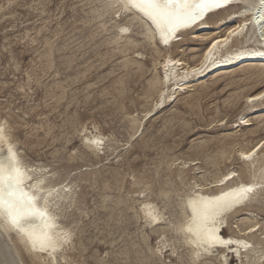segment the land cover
<instances>
[{
  "label": "rangeland",
  "instance_id": "374dc122",
  "mask_svg": "<svg viewBox=\"0 0 264 264\" xmlns=\"http://www.w3.org/2000/svg\"><path fill=\"white\" fill-rule=\"evenodd\" d=\"M91 3L94 5H91ZM103 5H104V0H97V1L95 0H0V103H1L0 116L6 119L7 121L10 122L14 121L13 124L15 125L12 124L14 127L9 122L12 128L11 132L14 135L15 140H17L18 143H20L18 144V147L19 148L22 147L21 152L22 155H24L26 161L28 162L35 161L36 165L49 166L51 169L55 168L58 171V176H62L70 170H75L74 172H84V173L94 172L96 174V176L93 177V179L91 180L92 182L89 181L87 183H81L78 189L79 191L78 200H79L80 210H78L76 214L78 218L83 217V221L79 224L78 228L76 229L77 234L75 232V237L77 236V239L79 241L74 238L75 240L74 250L70 252V254L74 257V260L79 264L80 263L85 264V262L86 264H94L97 261H98L97 264H138V263L140 264V262L145 259V253L149 248L148 246L150 245L153 248L156 247L158 235L153 233L150 229L144 228L143 225L144 221L139 220L137 215H135L136 214L135 212L137 210L136 208H138L139 205V202L137 204L136 199L141 198L143 200V198L147 196L149 199L156 200V202L163 207L165 206V204L167 205V200L162 198L160 199L162 188H165L167 190L170 189L169 191L174 190L177 193H182L186 188L184 187V185L180 183L181 178L177 177V171L181 168L180 166L181 162L196 161L199 163L197 167L201 168L200 170H196V172L194 170H190L188 173L182 176L183 178H186V180H188L187 182L189 183H193L194 180L201 181L203 178H205L204 176H206L205 179L207 181H212V179L217 178L218 176L224 174L228 170H236L240 174V176L244 178L242 172L243 164L240 163L235 158V151L238 150L240 146L245 145L248 142H251V144L254 145L259 140V138L264 137V131H263L264 129H262L263 126L258 127V122L256 121V119L261 114L258 113L257 115L254 112L250 114L249 118L252 119L251 123L254 124L256 127L252 126L254 127L252 129L251 127H249L248 129L243 128L242 131H239L240 129H236V126L233 127L236 122H239V118L241 116L248 115L247 107L243 105L242 101L241 103H239L240 101H236L235 98L237 93L240 92L244 93V90L245 93H247L246 91L250 90L249 88L251 87V84H248L249 85L248 86L244 82H237L239 80L238 78H240L239 76L241 75V73H236L233 76L232 75L226 76L225 74H221L222 79L221 77L219 79H216V75H214L215 77L213 76L215 79L212 76H210L205 80L204 84H200L196 86V88L193 89V91L180 96L175 103H171L172 105L168 104V106L165 109L163 110L160 109L158 112H155L152 118L146 119L145 112H148L150 108L152 109L153 104L158 99V95H156L157 92H155L156 89L151 88L149 86V82L152 79H155L156 76L158 77V75L161 74L159 70H158L159 72L155 71L153 66V59L156 58L157 56L154 51L155 49L151 46H148L147 49L141 50V52L144 53L143 57H139V61L144 65L141 70H137V69L135 70L134 68L133 70L130 67L123 69V62L127 57H125V55L119 52V50L116 49L117 48L116 45L112 43V37H113L112 35L115 34L114 32H116V30L112 28L113 25L111 23L107 24L108 26H106V28L102 27V24L105 23V20L108 19V17H105L103 15V12L101 11ZM98 7H102V8H98ZM94 13L95 14L97 13V15H95ZM91 14L92 15L94 14L95 16L92 17ZM95 18L98 20H96ZM83 20L84 21L86 20V22H84ZM89 28L92 30H90ZM102 30H104V32H102ZM110 34L112 37L109 36ZM45 36L46 38H44ZM50 42L51 44H53L52 45L53 47L51 46ZM184 42H180V44H178L179 48H176L174 50V55L183 57L184 59H187V61L192 63V61L194 62V59L192 57L194 56L197 57L200 55L199 52H201V49L205 43L203 42L198 43L190 39ZM48 45L49 47H47ZM183 47H185V49ZM187 47H188V52L186 50ZM189 48H191L192 50ZM5 49L7 50L5 51ZM114 49L115 51H113ZM111 54L113 55L115 54L114 55L115 58H112L114 56ZM132 57H136V55L134 56L132 52L128 53V58H132ZM105 60L107 61L110 60V61L107 62ZM104 62L105 63L107 62L106 65L104 64ZM118 63L119 65H117ZM75 65L76 67H74ZM147 69L149 72L147 71ZM124 71L125 74H122L124 73ZM156 73H158V75ZM123 76L125 79L123 78ZM136 78L139 80H137ZM234 79L237 81L235 82ZM123 80L124 82H121ZM54 81H58V82H54ZM117 81L119 83L121 82L120 83L121 85ZM55 84L57 87L56 86L54 87ZM117 84L120 85L121 90H123V87H125L124 91H121L120 87ZM232 84L234 85L232 86ZM227 86L229 87V89ZM259 87L260 85L258 84L254 89L255 90L259 89ZM63 89H65L66 91H64ZM233 95L235 96L234 98ZM146 96H149V98ZM52 98H55V100ZM232 102L233 103L235 102L234 105L238 103L237 105H235L238 107L236 108ZM1 106L4 107L2 108ZM229 106L231 107L229 108ZM232 106H234L235 108ZM31 109H33V111ZM1 110L5 114L2 113ZM158 113L161 115H159ZM132 115L134 117H137L138 119L140 118L139 120L143 121L139 133L133 139L130 137L134 133L133 125L131 124L130 121L133 117ZM254 115L256 116L254 117ZM8 117H10L11 119ZM19 117L20 119H18ZM220 120L221 121L224 120V123L223 122L221 123ZM16 123H18L17 126ZM82 123L89 125L88 129L90 131L94 130V132L97 133L101 132L104 136H106L107 140L108 141L110 140V142L108 143L112 147L111 149L115 147L118 148L116 153L113 156L109 157V159L103 155H101L100 158L93 159L94 156H92V154H90V152H88L84 148L83 143L80 141L79 135L75 133L77 132V129L80 128V125ZM185 123L187 124L184 125ZM26 124H27V128H26ZM42 127H44V130L42 129ZM95 127L97 128V131L96 129H94ZM34 128L35 131L33 130ZM112 129L115 133L112 131ZM46 130L49 132H46ZM80 130L81 132H83L84 129L80 128ZM229 132L232 135L234 133H235L234 135L238 134L237 137L238 139L236 138L237 140L236 143H233L234 142L233 140H227L225 138L227 134H230ZM27 133L29 134L28 136H30V134L32 133L31 134L32 136L28 137ZM44 133L46 134L44 135ZM47 133H49L50 135ZM140 133H142V135ZM220 133L223 134L221 135ZM242 135H245L243 137L244 139L242 138ZM24 136H26L27 139ZM63 136H65L64 139ZM137 136H139L140 139L139 137L137 138ZM31 137L33 140L31 139ZM59 140L60 142L62 141L61 144ZM30 141L34 144V148L33 146H30L32 144ZM134 141H136V143H134ZM35 143H37L38 145ZM131 144L133 145L134 148L132 147ZM140 144H142V146ZM251 144L249 146H251ZM55 145H57V147ZM29 146L31 149L29 148ZM36 146L39 147L37 148ZM197 146H198L197 149H199L200 147L199 150L194 149ZM26 149L31 152L29 151L27 152ZM64 149H66V151ZM61 150H63V152H61L60 154ZM76 153H78L80 157L81 156L82 157L79 158L78 154ZM110 153H112V150L109 152V154ZM222 153L224 155L228 154V156L223 155L224 158H222L221 155ZM53 154H54V158L53 156H50ZM72 155L74 156L76 155L75 156L76 159L74 160L75 162L71 160ZM67 156L69 157V159L67 158ZM205 156L209 158L208 160L210 161L207 162L208 160H205L206 163L204 164L203 161L204 158L207 159ZM228 157H230L231 159L228 160L227 159ZM172 158L173 160H170ZM177 158L178 160L176 161ZM66 159L69 163L66 161ZM82 159H85V162H83L84 160ZM129 159L131 162H129ZM166 159L167 162H165ZM175 161L176 164L171 166V164L173 162L175 163ZM125 164L127 165L125 166ZM100 166L102 167L104 166L105 169L102 170ZM217 166L219 167L217 168L218 170L216 169ZM111 169L113 173L111 172ZM215 170H217V172ZM123 174H125L126 176H124ZM102 175L105 176V178ZM165 176H168L169 179L168 177ZM159 178H160V183L158 180ZM162 178L164 179L162 180ZM198 178L200 180H198ZM112 179H114L116 182L111 181ZM95 180L97 184H94ZM103 180L105 181V185L103 184L104 183ZM143 180L149 181L153 186V190L149 195L138 196L136 195V193L143 191L144 185L137 184L136 182ZM168 180H170L171 182H169ZM163 181H165L164 184ZM166 182L168 185H166ZM116 188L118 189L116 190ZM174 197L176 199H179L177 198L178 196L176 195H174ZM106 198L109 200H107ZM116 198L119 199L117 200ZM173 198H171L172 204L171 202H169V204L167 205L168 207H166V211L169 212L168 217L169 218L171 217L170 219L175 220L176 217L177 218L180 217L179 215L180 211H179V207H177L178 200L174 198L175 199L174 201ZM119 201L120 203H117ZM109 204L111 205L110 207ZM127 205L128 207L126 208ZM256 205L257 204H254L253 206ZM116 207L118 208L116 209ZM176 207L178 208V210ZM132 208H134V210ZM118 210L120 211L118 212ZM172 211L174 212L178 211V213L174 214V212ZM122 212L123 213L125 212L126 214L124 213L125 215H123ZM115 213L116 214L118 213L117 217H114L116 216ZM256 213L257 216L259 217L257 218V220L260 222L261 218L264 217V212L258 211ZM87 214H88V218H87ZM125 216L126 219L128 216L127 220L125 219ZM135 217L137 220H139L138 222L136 221ZM241 218L242 216L239 217L238 219ZM112 219L115 221L118 219V221L114 222ZM238 219H234V221L233 219H229V221H232L233 223L231 224V227L225 229L226 230L225 232H227L229 235L232 234L238 235L239 229H241V225L238 222ZM86 221L88 226L85 224ZM136 222L139 224H137ZM83 223L87 226V228ZM80 227L81 230H79ZM242 229H243V225H242ZM78 230L81 232H79ZM108 231L110 233H108ZM138 232L141 233L139 234ZM81 237H84L86 240ZM104 237L107 239H105ZM144 238L146 240L148 238L146 243L144 242L145 240L144 241L142 240ZM81 239L84 241L85 246L87 248L86 247L84 248V243L82 242ZM88 240H90V242ZM139 240L142 241L140 242ZM77 241L79 242V244ZM80 242L81 244L83 243L82 244L83 247L81 246ZM133 242L134 244H132ZM89 243L90 246H88ZM137 243L139 244L141 243V244L139 245ZM136 245L142 247L140 249L144 251L139 250L137 248L138 246ZM20 249L24 261L27 262V264H32L28 255L24 253V250L22 248ZM93 250L95 253L93 252ZM119 252L121 253L120 256H118ZM127 252L128 254H126ZM180 252L182 251L180 250ZM140 254L142 255L140 256ZM95 255H97L98 257ZM126 256L128 258H126ZM87 257L90 259H88ZM94 257H97L98 260ZM129 258L130 260H128ZM137 258H139L140 260ZM121 259L123 260L125 259V260L123 261ZM171 259L176 261L175 258L173 257Z\"/></svg>",
  "mask_w": 264,
  "mask_h": 264
},
{
  "label": "snow or ice",
  "instance_id": "6c2138e0",
  "mask_svg": "<svg viewBox=\"0 0 264 264\" xmlns=\"http://www.w3.org/2000/svg\"><path fill=\"white\" fill-rule=\"evenodd\" d=\"M238 0H104L101 11L105 17V25L111 23L120 25L124 21L136 18L141 21L147 31H141L149 41H155L159 36L158 43L165 45L171 50L174 41L183 40L185 36H198L206 41L200 55L204 58L202 68L211 64L227 62L231 59H240L246 56L259 55L264 57V46L258 49L245 47L243 41L249 35L248 25H259L260 39L264 40V0H259V4L250 3L248 8H257L251 18H245L243 23H234L231 27L221 29L219 22L225 14L232 15L233 5ZM237 15L240 9L236 8ZM122 13L130 14L122 17ZM141 14L137 16L136 14ZM204 28L203 32L197 29ZM191 29V31H186ZM129 26L119 27L120 34L130 33ZM219 32V35L216 33ZM116 40H123L126 44L133 42L132 36H117ZM239 40V47L237 42ZM219 46V47H218ZM7 49H5L6 51ZM164 51V49H159ZM217 52L220 53L217 58ZM183 61L179 58H170L165 64V75L163 82L157 89L159 100L157 107H160L169 99L167 93L173 92L172 99H175V89H170L168 82L170 76L167 74L168 65H179ZM196 67L192 72L201 71ZM252 74L257 76L260 87L257 91L247 95V104L251 108L264 107V65L258 70H253ZM180 87V85H177ZM223 122V121H221ZM243 124L250 123L245 116L239 118ZM89 125L81 124V132L77 129V134L83 144L97 146L103 144L102 138L89 137L87 128ZM5 140V127L0 123V143ZM101 150L100 148L96 149ZM264 150V137L259 138L247 151L240 152L239 155L244 161H251L257 152ZM198 163V162H196ZM36 162H28L18 149H14L9 144L7 153L4 154L0 148V235L3 233H16L25 249L32 256V264H60V256L67 251L72 244L73 233L61 227L57 221L61 220L64 208L61 205L63 197L61 191H68V181L61 179L52 183V177L56 175L49 166H43L41 172L47 174V179L35 175ZM187 167V165H184ZM264 173V169H262ZM239 173L230 171L218 179V183L223 185L226 181L237 177ZM208 186H211L210 184ZM198 187V186H197ZM256 188L264 189V174L254 183L241 182L236 187L229 186V190H221L219 195L202 196L196 198L195 189L190 194V199L185 205V216L179 222L165 216L154 205H146L149 210L145 212V227H151L153 231H158L157 226L164 231L171 227L178 234H182L183 243L189 246L190 258L185 262L182 258L179 264H244L246 254L242 255L241 249L253 248V245L243 239H235L221 229L231 227L228 213L238 205L248 201L249 194ZM153 190L150 182H145L143 191L136 195H149ZM55 193V195H53ZM162 199H168L174 195L180 197V202L184 203L183 193L161 192ZM187 207H191V215H187ZM251 219V217H249ZM37 220L41 225H37ZM259 228L264 231V217L255 224L249 226L248 232H255ZM163 236L158 237L156 247H149L145 253V259L140 264H178L172 257L178 255L174 244L167 242L161 246L160 241ZM229 253L235 255L233 260ZM264 257V250L260 253ZM204 257L213 259L205 260ZM0 264H21L13 257L10 251H6L5 259L0 260ZM27 264V262H25ZM66 264H73L66 261Z\"/></svg>",
  "mask_w": 264,
  "mask_h": 264
},
{
  "label": "bare ground",
  "instance_id": "6f19581e",
  "mask_svg": "<svg viewBox=\"0 0 264 264\" xmlns=\"http://www.w3.org/2000/svg\"><path fill=\"white\" fill-rule=\"evenodd\" d=\"M95 1H97V0H95ZM92 3H94V2H92ZM91 3V5H94V4H92ZM97 3V2H96ZM250 3H255V4H259V0H238V3H237V5H235V6H233V9H234V11H233V13H232V15H228V14H226L225 15V17L224 18H222L221 20H220V22H219V27L221 28V29H223V28H225V27H231L234 23H243L244 22V20H245V18H251V16L253 15V13L254 12H257L259 9H257V8H248L247 9V11H245V9H246V6L248 5V4H250ZM84 4V3H83ZM89 6V5H88ZM97 6V5H96ZM99 6V5H98ZM103 7V6H102ZM102 7H98V8H102ZM94 8H95V6H94ZM97 8V7H96ZM236 8H239L240 9V13H239V15H237L236 14V12H235V9ZM82 9V8H81ZM91 11V10H90ZM87 13V12H86ZM101 13V12H100ZM95 14V13H94ZM92 15V17L93 16H95V15H97V13L95 14V15ZM125 15H130V14H124V13H122V17L123 16H125ZM137 16H140L141 14H139V13H137L136 14ZM102 17V16H101ZM97 18H98V16H97ZM96 19V18H95ZM102 19V18H101ZM96 20H98V19H96ZM96 20H95V22H96ZM100 20V19H99ZM84 21V20H83ZM102 21V20H101ZM84 22H86V20L84 21ZM89 22H90V20H89ZM88 22V23H89ZM92 22V21H91ZM103 22V21H102ZM67 23V22H66ZM100 23V22H99ZM262 23H264V22H262ZM102 24V23H101ZM100 24V25H101ZM113 26H112V28L113 29H115L116 30V32H114L115 34L114 35H112L111 36V34L109 35V36H111L112 37V43L113 44H115L116 45V49H118L119 50V52H121L123 55H125V57H127V58H125V60H124V62H123V69L124 68H128V67H130V68H134L135 70L137 69V70H141L142 68H143V64L139 61V57H143V55H144V53L143 52H141V50L142 49H147V47L148 46H151V47H153L155 50V53H156V58H154L153 59V66H154V70L155 71H157V72H159L160 71V75H158V73H156L157 75H158V77L156 76L155 77V79H152L150 82H149V86L151 87V88H155L156 89V91L155 92H157V94L156 95H158V99H157V101L159 100V93H158V91H157V89L159 88V86H160V84L163 82V77H164V75H165V68H164V64L170 59V58H179V59H181L182 61H183V63H181V64H179V65H171V64H169L168 65V68H167V74L170 76V80H169V82H168V86H169V88L170 89H175V99H172V96H173V92L172 91H169L168 93H167V95H168V97H169V99L167 100V102L166 103H164L163 105H161L160 107H157V101L153 104V106H152V109L150 108V110L148 111V112H145L146 113V115H145V113H144V115H145V117H146V119L147 118H152L153 116H154V114H155V112H158L160 109H165L167 106H168V104H171V103H175L177 100H178V98L180 97V96H182V95H184V94H187L188 92H191V91H193V89H195L196 88V86H198V85H200V84H204V82H205V80L207 79V78H209L210 76H214V75H216V79H219L220 77H221V74H225L226 76L228 75H234V74H236V73H241V75L239 76L240 78H238L239 80L237 81V80H235V82L237 81V82H244V83H246V85H248V84H251V87L249 88L250 90H248V91H246L247 93H245V90H244V93L243 92H240V93H237L236 94V97L233 95V98L235 97L236 98V101H240L239 103H241V101L243 102V105H245L246 107H247V109H248V115H246L245 117H247L248 119H249V121H250V123H248V124H243V123H240V122H236L235 123V125L233 126V127H235L236 126V129H240L239 131H242V129L243 128H249V127H251V129L252 128H254V127H252V126H255L254 124H252L251 122H252V119H250L249 117H250V114L252 113V112H254L255 114H257L258 115V113L259 114H261V115H259V117L256 119V121L258 122V127H262L263 126V128L262 129H264V107H256V108H251L248 104H247V99H246V97H247V95H250L251 93H253V92H255V91H257L258 89H254L258 84L260 85V82H259V79H258V77L257 76H254L253 74H252V72H253V70H258L262 65H264V57H261V56H259V55H253V56H246V57H243V58H240V59H231V60H228L227 62H224V63H219V64H211L209 67H206V68H202V65L204 64V58H203V56H201V55H199V56H197V57H192L193 59H194V62L192 61V63H190L189 61H187V59H184L183 57H180V56H175L174 55V50L176 49V48H179L178 47V44H180V42H184V41H187L188 39H190V40H193V41H196V42H203V43H206V41H204V40H201L198 36H192V37H189V36H185V38L183 39V40H180V41H174L173 42V46L171 47V50H168V48L165 46V45H163L162 43H158V41H159V36L157 35V37H156V40L155 41H149L148 39H146V37L145 36H143V35H141L140 33H141V31H147V29L145 28V26L143 25V24H141V21L139 20V19H136V18H131V19H128V20H126V21H124L122 24H120V25H116V24H112ZM67 26V25H66ZM87 26V25H86ZM96 26V25H95ZM99 26V25H98ZM106 26H108V25H105V23H103L102 24V27L103 28H106ZM122 26H129L130 28H131V32L130 33H126V34H120L119 33V27H122ZM88 27H89V25H88ZM97 27V26H96ZM101 27V26H100ZM99 28V27H98ZM112 28H111V30H112ZM90 29V28H89ZM90 30H92V29H90ZM100 30V29H99ZM205 29L202 27V28H200V29H197V32H203ZM107 31V30H106ZM109 31V30H108ZM186 31H191V29H189V30H186ZM245 31H247L248 33H249V35L248 36H246L245 38H244V41H243V43H244V45H245V47H247V48H252V49H258V48H260L261 46H264V40H261L260 39V28H259V25H254V24H250V25H248V28L245 30ZM61 32V31H60ZM71 32V31H70ZM102 32H104V30H102ZM111 32V31H110ZM57 33V32H56ZM112 33V32H111ZM54 34V33H53ZM70 34V33H69ZM94 34V33H93ZM99 34V33H98ZM103 34V33H102ZM109 34V33H108ZM97 35V34H96ZM120 35H123V36H132L133 37V42L131 43V44H126L123 40H116V37L117 36H120ZM216 35H219V32H217L216 33ZM60 36V35H59ZM68 36V35H67ZM101 36V35H100ZM104 36V35H103ZM61 37V36H60ZM63 37V36H62ZM79 37V36H78ZM98 37V36H97ZM44 38H46V36L44 37ZM53 39V38H52ZM56 39V38H55ZM70 39V38H69ZM43 40V39H42ZM47 40V39H46ZM62 40V39H61ZM94 40V39H93ZM51 41V40H50ZM79 41V40H78ZM111 42V41H110ZM45 43V42H44ZM62 43V42H61ZM75 43V42H74ZM73 43V44H74ZM104 43H106V42H104ZM104 43H102V44H104ZM185 43V42H184ZM47 44V43H46ZM49 44V43H48ZM50 44H51V42H50ZM83 44V43H82ZM109 44V43H108ZM107 44V45H108ZM40 45V44H39ZM53 44H51V46H52ZM106 45V44H105ZM70 46V45H69ZM80 46V45H79ZM189 46V45H188ZM240 45H239V40H238V42H237V47H239ZM47 47H49V45L47 46ZM53 47V46H52ZM51 47V48H52ZM109 47V46H108ZM107 47V48H108ZM219 47V46H218ZM79 48V47H78ZM98 48V47H97ZM113 48V47H112ZM114 48H115V46H114ZM184 49H185V47H183ZM53 49V48H52ZM70 49V48H69ZM110 49V48H109ZM140 49V50H139ZM159 49H164V51H160ZM183 49V50H184ZM189 49H191V48H189ZM78 50V49H77ZM117 50V51H118ZM187 52H188V47H187ZM185 50V51H186ZM192 50V49H191ZM47 51V50H46ZM48 51H49V49H48ZM52 51V50H51ZM113 51H115V49L113 50ZM151 51H152V49H151ZM194 51V50H193ZM53 52H54V50H53ZM100 52V51H99ZM130 52H132L133 54H134V56L136 55V57H132V58H128V53H130ZM182 52V51H181ZM184 52V51H183ZM190 52V51H189ZM48 53V52H47ZM98 53V52H97ZM114 53V52H113ZM154 53V54H155ZM200 53V52H199ZM52 54H54V53H52ZM117 54V53H116ZM120 54V53H119ZM45 55H46V53H45ZM111 55H113V54H111ZM111 55H110V57H111ZM115 55V54H114ZM113 55V56H114ZM219 55H220V53L219 52H217V58H219ZM41 56V55H40ZM54 56V55H53ZM59 56V55H58ZM99 56V55H98ZM121 56V55H120ZM119 56V57H120ZM182 56V55H181ZM187 56V55H186ZM45 57V56H44ZM71 58V57H70ZM112 58H115V56L114 57H112ZM153 58V57H152ZM104 59V58H103ZM119 59H121V58H119ZM122 59H123V57H122ZM40 60V59H39ZM46 60V59H45ZM102 60V59H101ZM105 61H107V60H105ZM110 61V60H109ZM109 61H107V62H109ZM122 61V60H121ZM56 62V61H55ZM106 62V63H107ZM44 63V62H43ZM68 63V62H67ZM72 63V62H71ZM71 63H70V65H71ZM74 63V62H73ZM77 63V62H76ZM102 63V62H101ZM106 63L104 62V64L106 65ZM69 65V66H70ZM91 65H92V63H91ZM94 65V64H93ZM117 65H119V63L117 64ZM42 66V65H41ZM101 66H102V64H101ZM100 66V67H101ZM74 67H76V65L74 66ZM193 67H196V68H198V69H202L201 71H199V72H196V73H193L192 72V68ZM36 68V67H35ZM88 68H89V66H88ZM118 68H120V67H118ZM129 68V69H130ZM41 69V68H40ZM53 69H55V68H53ZM58 69V68H57ZM87 69V68H86ZM122 69V68H121ZM133 69V70H134ZM74 70V69H73ZM91 70V69H90ZM133 70H131V71H133ZM159 70V71H158ZM81 71V70H80ZM80 71H79V73H80ZM89 71V70H88ZM147 71H148V69H147ZM41 72V71H40ZM49 72V71H48ZM127 72V71H126ZM130 72V71H129ZM138 72V71H137ZM143 72V71H142ZM149 72V71H148ZM151 72V71H150ZM112 73V72H111ZM140 73V72H139ZM145 73V72H144ZM35 74V73H34ZM122 74H125V71H124V73H122ZM130 74V73H129ZM129 74H128V76H129ZM137 74V73H136ZM135 74V75H136ZM65 75V74H64ZM78 75V74H77ZM81 75H82V73H81ZM224 75V76H225ZM134 76V75H133ZM140 76H141V74H140ZM77 77V76H76ZM81 77V76H80ZM126 77H127V74H126ZM215 77V76H214ZM213 77V78H214ZM231 77V76H230ZM229 77V78H230ZM82 78V77H81ZM121 78H122V76H121ZM123 78H124V76H123ZM224 78V77H223ZM117 79H118V77H117ZM116 79V80H117ZM125 79V78H124ZM128 79H129V77H128ZM137 79V78H136ZM215 79V78H214ZM221 79H222V77H221ZM232 79V78H231ZM28 80V79H27ZM65 80V79H64ZM137 80H139V79H137ZM211 80V79H210ZM40 81V80H39ZM39 81H38V83H39ZM74 81V80H73ZM37 82V81H36ZM35 82V83H36ZM48 82V81H47ZM54 82H58V81H54ZM53 82V83H54ZM63 82V81H62ZM118 82V81H117ZM121 82H124V80L123 81H121ZM120 82V83H121ZM220 82V81H219ZM229 82H230V80H229ZM234 82V81H233ZM234 82V83H235ZM30 83H31V81H30ZM119 83V82H118ZM119 83V84H120ZM214 83V82H213ZM226 83V82H225ZM228 83V82H227ZM231 83H232V81H231ZM230 83V84H231ZM243 83V84H244ZM41 84V83H40ZM40 84H38V85H40ZM52 84V83H51ZM50 84V85H51ZM238 84V83H237ZM49 85V86H50ZM118 85V84H117ZM116 85V86H117ZM121 85V84H120ZM120 85H118L119 87H120ZM123 85V84H122ZM177 85H180V87H177ZM234 84H232V86H233ZM53 86V85H52ZM51 86V87H52ZM56 86V84L54 85V87ZM124 86H125V84H124ZM143 86V85H142ZM239 86V85H238ZM238 86H236V87H238ZM249 86V85H248ZM57 87V86H56ZM67 87V86H66ZM94 87V86H93ZM110 87V86H109ZM204 87H205V85H204ZM226 87V86H225ZM224 87V88H225ZM228 87V86H227ZM247 87V86H246ZM26 88V87H25ZM47 88H49V87H47ZM115 88V87H114ZM118 88V87H117ZM124 88L125 87H123V90H121V87H120V90L121 91H124ZM129 88V87H128ZM238 88H240V87H238ZM51 89V88H50ZM62 89V88H61ZM142 89V88H141ZM226 89V88H225ZM228 89H229V87H228ZM242 89V88H241ZM244 89V88H243ZM59 90V89H58ZM64 91H66L65 89H63ZM105 90V89H104ZM116 90V89H115ZM232 90V89H231ZM239 90V89H238ZM64 91H63V93H64ZM120 91V92H121ZM233 91V90H232ZM235 92V91H234ZM239 92V91H238ZM48 93V92H47ZM193 93V92H192ZM197 93V92H196ZM49 94V93H48ZM120 94V93H119ZM122 94V93H121ZM150 94H152V93H150ZM50 95V94H49ZM105 95V94H104ZM116 95H117V93H116ZM125 95V94H124ZM123 95V96H124ZM126 95H127V93H126ZM125 95V96H126ZM143 95V94H142ZM153 95H155V94H153ZM189 95H190V93H189ZM53 96V95H52ZM60 96V95H59ZM77 96V95H76ZM122 96V97H123ZM8 97V96H7ZM117 97V96H116ZM121 97V96H120ZM120 97H119V99H120ZM143 97V96H142ZM144 97H145V95H144ZM146 97H148L149 98V96H146ZM12 98V97H11ZM114 98V97H113ZM150 98H151V95H150ZM183 98V97H182ZM52 99H54L55 100V98H52ZM57 99H59V98H57ZM115 99V98H114ZM122 99V98H121ZM230 99V98H229ZM228 99V100H229ZM62 100V99H61ZM151 100V99H150ZM182 100V99H181ZM227 100V101H228ZM235 100V99H234ZM233 100V101H234ZM153 101V100H152ZM155 101V100H154ZM198 101V100H197ZM60 102V101H59ZM231 102V101H230ZM226 103V102H225ZM233 103V102H232ZM235 103V102H234ZM234 103H233V105H234ZM1 104V103H0ZM7 104V103H6ZM57 104V103H56ZM116 104V103H115ZM229 104V103H228ZM238 104V103H237ZM237 104H235V105H237ZM172 105V104H171ZM234 105V106H235ZM119 106V105H118ZM123 106V105H122ZM228 106V105H227ZM234 106H232V107H234ZM2 107V106H1ZM4 107V106H3ZM2 107V108H3ZM37 107V106H36ZM120 107V106H119ZM231 106H229V108H230ZM236 108L238 107V106H235ZM234 107V108H235ZM30 108V107H29ZM40 108V107H39ZM200 108V107H199ZM34 109V108H33ZM33 109H31L32 111H33ZM52 109V108H51ZM77 109V108H76ZM9 110V109H8ZM7 111V110H6ZM5 111V112H6ZM30 111V110H29ZM37 111V110H36ZM176 111H178V110H176ZM219 111V110H218ZM1 112H2V110H1ZM8 112V111H7ZM113 112V111H112ZM2 113H4V112H2ZM27 113V112H26ZM33 113V112H32ZM172 113V112H171ZM5 114V113H4ZM7 114V113H6ZM28 114V113H27ZM60 114V113H59ZM157 114V113H156ZM159 114V113H158ZM186 114V113H185ZM15 115V114H14ZM17 115V114H16ZM135 115V114H134ZM138 115V114H137ZM159 115H161V114H159ZM218 115V114H217ZM30 116V115H29ZM96 116V115H95ZM133 116V115H132ZM158 116V115H157ZM216 116V115H215ZM256 115H254V117H255ZM27 117V116H26ZM69 117V116H68ZM131 117V116H130ZM167 117V116H166ZM170 117V116H169ZM8 118H10V117H8ZM43 118V117H42ZM59 118V117H58ZM127 118V117H126ZM11 119V118H10ZM18 119H20V117L18 118ZM45 119V118H44ZM98 119V118H97ZM122 119H124V118H122ZM140 119V118H139ZM137 117H132V119L130 120L131 121V124L133 125V131H134V133L132 134V136H130L132 139L139 133V131H140V128H141V126H142V122L143 121H141V120H139ZM142 119V118H141ZM225 119V118H224ZM228 119V118H227ZM14 120V119H13ZM24 120V119H23ZM77 120H79V119H77ZM143 120V119H142ZM153 120V119H152ZM212 120H213V118H212ZM122 121V120H121ZM217 121V120H216ZM221 121V120H220ZM223 121V123H224V120H222ZM9 122L10 121H7L6 119H4V118H2L1 116H0V123H3L4 124V127H5V140L2 142V143H0V148H3V152H4V154H6L7 153V148H8V145L9 144H11V145H13V147H14V149H18L19 151H20V153L22 154V152H21V148H19L18 147V144H20V143H18V141L17 140H15V137H14V135L12 134V132H11V126H10V124H9ZM13 122L14 121H11L10 123H11V125L13 124ZM16 122V121H15ZM105 122V121H104ZM147 122V121H146ZM174 122V121H173ZM212 122H214V121H212ZM257 122H256V124H257ZM55 123V122H54ZM166 123V122H165ZM220 123V122H219ZM222 123V122H221ZM25 124V123H24ZM29 124V123H28ZM67 124V123H66ZM71 124V123H70ZM144 124V123H143ZM187 123H185L184 125H186ZM211 124V123H210ZM214 124V123H213ZM13 125H15V124H13ZM12 125V126H13ZM18 125V123H16V126ZM37 125V124H36ZM42 125V124H41ZM53 125V124H52ZM78 125V124H77ZM124 125V124H123ZM128 125H129V122H128ZM217 125V124H216ZM230 125V124H229ZM228 125V126H229ZM23 126V125H22ZM35 126V125H34ZM62 126H64V125H62ZM81 126V125H80ZM14 127V126H13ZM58 127V126H57ZM256 127V126H255ZM16 128H18V127H16ZM26 128H27V124H26ZM39 128V127H38ZM92 128V127H91ZM114 128V127H113ZM129 128V127H128ZM194 128V127H193ZM207 128V127H206ZM210 128V127H209ZM15 129V128H14ZM37 129V128H36ZM41 129V128H40ZM42 129L44 130V127H42ZM54 129V128H53ZM52 129V130H53ZM57 129V128H56ZM94 129H96V131H97V128L95 127ZM125 129V128H124ZM130 129V128H129ZM34 131H35V128L33 129ZM76 130V129H75ZM187 130V129H186ZM194 130V129H193ZM257 130V129H256ZM55 131V130H54ZM81 131V130H80ZM83 131H85V129L83 130ZM111 131V130H110ZM112 131H113V129H112ZM119 131V130H118ZM235 131V130H234ZM258 131V130H257ZM264 131V130H263ZM23 132V131H22ZM45 132V131H44ZM46 132H49V131H47L46 130ZM60 132V131H59ZM114 132V131H113ZM112 132V133H113ZM246 132H247V130H246ZM30 133V132H29ZM39 133V132H38ZM57 133V132H56ZM67 133V132H66ZM76 134H77V132H75ZM115 133V132H114ZM230 133V132H229ZM32 134V133H31ZM30 134V136H32ZM46 133H44V135H45ZM47 134H49V133H47ZM74 134V133H73ZM87 134H88V136L89 137H92L93 139H95V138H102L103 139V144L102 145H97V146H88V145H85V144H83V146H84V148L88 151V152H90V154H92V156H94V158L93 159H97V158H100V156L101 155H103V156H106L108 159H109V157H111V156H113L115 153H116V151H117V147H115V148H113V149H111L112 147L109 145V143L108 142H110V140L108 141L107 140V138H106V136H104L101 132H94V130L93 131H90L88 128H87ZM141 135H142V133H140ZM221 135L223 134V133H220ZM235 134V133H234ZM232 135L231 133L230 134H227L226 135V139L227 140H233L234 142L233 143H236L237 142V140H236V138L238 137V134L237 135ZM29 134L27 133V136H28ZM50 135V134H49ZM55 135V134H54ZM30 136H28V137H30ZM37 136V135H36ZM39 136V135H38ZM48 136V135H47ZM46 136V137H47ZM74 136V135H73ZM113 136V135H112ZM245 135H242V138L244 137ZM24 137H26V136H24ZM45 137V138H46ZM57 137V136H56ZM64 137L65 136H63V139H64ZM139 136H137V138H138ZM213 137V136H212ZM219 137V136H218ZM222 137V136H221ZM35 138V137H34ZM39 138V137H38ZM48 138V137H47ZM46 138V139H47ZM58 138V137H57ZM129 138V137H128ZM26 139H27V137H26ZM31 139H32V137H31ZM59 139H61V138H59ZM63 139H62V141H63ZM116 139H117V137H116ZM139 139H140V137H139ZM225 139V140H226ZM238 139V138H237ZM244 139V138H243ZM30 140V139H29ZM33 140V139H32ZM52 140V139H51ZM119 140V139H118ZM153 140V139H152ZM224 140V139H223ZM27 141V140H26ZM53 141V140H52ZM61 141V142H62ZM81 141V140H80ZM125 141V140H124ZM137 141H138V139H137ZM205 141V140H204ZM203 141V142H204ZM207 141V140H206ZM256 141V140H255ZM20 142V141H19ZM31 142V141H30ZM36 142V141H35ZM59 142H60V140H59ZM61 142H60V144H61ZM65 142V141H64ZM71 142H73V141H71ZM112 142V141H111ZM131 142V141H130ZM143 142V141H142ZM157 142V141H156ZM182 142V141H181ZM258 142V141H257ZM32 143V142H31ZM54 143V142H53ZM70 143V142H69ZM126 143V142H125ZM125 143H123V144H125ZM128 143V142H127ZM134 143H136V141H134ZM150 143V142H149ZM160 143V142H159ZM158 143V144H159ZM192 143V142H191ZM243 143V142H242ZM33 144V143H32ZM30 145V146H33V148H34V144L33 145ZM35 144H37V143H35ZM111 144V143H110ZM113 144V143H112ZM132 144H133V142H132ZM131 144V145H132ZM205 144H208V143H205ZM238 144V143H237ZM251 144V142H248L247 144H245V145H242V146H240V148L238 149V150H236L235 151V158L240 162V163H242L243 164V167H242V172H243V175H244V178H242L241 176H240V174L237 176V177H233L231 180H228V181H226L223 185H221V184H219L218 183V179H220V178H222L223 177V175L224 174H226V173H229L230 171H233V170H228V171H226L224 174H221L220 176H218L217 178H215V179H212V181H207L205 178H206V176H204L205 178H203L201 181H195L194 180V182L193 183H189V182H187L188 180H186V178H183L182 176H184L186 173H188L190 170H194L195 172H196V170H200L201 168L200 167H197L198 165H199V163H195L194 161H189V162H181V164H180V166H181V168L177 171V177H179V178H181V184L182 185H184V187L186 188L182 193L184 194V203L182 204L181 202H180V197L178 196V195H176V196H178L177 198H179V199H176L174 196V198L176 199V200H178V206L177 207H179V211H180V217L179 218H177L176 217V219H175V221H177V222H179L181 219H183L184 218V216H185V205H187V202H188V200L191 198L190 197V194H192L193 193V189H195V194H196V198L197 199H199L200 197H202V196H209V195H219L220 193H221V190H224V191H227V190H229V186H231V187H236L237 185H238V183H241V182H247V183H254V182H256L257 180H259V178L261 177V175L262 174H264V173H262V169H264V150H260L259 152H257V154H256V156H254L253 158H252V160L251 161H244V160H242L241 159V157H240V155H239V153L240 152H243V151H247V150H249L251 147H253L254 145L253 144H251V146H249ZM38 145V144H37ZM40 145V144H39ZM51 145V144H50ZM63 145V144H62ZM65 145H66V143H65ZM141 146H142V144H140ZM201 145V144H200ZM30 146H29V148H30ZM52 146V145H51ZM56 147H57V145H55ZM117 146V145H116ZM192 146V145H191ZM232 146V145H231ZM235 146V145H234ZM24 147V146H23ZM37 147V146H36ZM39 147V146H38ZM37 147V148H38ZM41 147V146H40ZM49 147V146H48ZM76 147V146H75ZM132 147H133V145H132ZM144 147V146H143ZM154 147V146H153ZM155 147H156V145H155ZM195 147V146H194ZM227 147V146H226ZM238 147V146H237ZM32 148V149H33ZM62 148V147H61ZM97 148H100L101 150H99V151H97L96 149ZM134 148V147H133ZM198 148V146L196 147V148H194V149H196V150H199L200 149V147H199V149H197ZM203 148V147H202ZM228 148V147H227ZM232 148V147H231ZM231 148H230V150H231ZM31 149V148H30ZM46 149V148H45ZM53 149V148H52ZM57 149V148H56ZM56 149H55V152H56ZM154 149V148H153ZM235 149V148H234ZM27 150V149H26ZM34 150V149H33ZM41 150H42V148H41ZM65 151H66V149H64ZM82 150V149H81ZM112 150V153H110L109 154V152ZM29 150H27V152H28ZM74 151H75V149H74ZM161 151V150H160ZM223 151V150H222ZM233 151V150H232ZM29 152H31V151H29ZM58 152V151H57ZM61 152H63V150H61L60 151V154H61ZM76 152H79V151H76ZM25 153V152H24ZM38 153H40V152H38ZM48 153V152H47ZM53 153V152H52ZM228 153V152H227ZM63 154V153H62ZM67 154V153H66ZM65 154V155H66ZM76 154H78V153H76ZM83 154V153H82ZM216 154V153H215ZM26 155V154H25ZM36 155H37V153H36ZM59 155V154H58ZM58 155H57V157H58ZM64 155V154H63ZM68 155V154H67ZM147 155V154H146ZM213 155V154H212ZM222 155V158H224V156L225 155H227L228 156V154H221ZM224 155V156H223ZM22 156H24V155H22ZM34 156H35V154H34ZM50 156H53V158H54V154L53 155H50ZM62 156V155H61ZM76 156V155H75ZM75 156L74 155H72L71 156V160L72 161H74L76 158H75ZM78 156H79V158H81L80 157V155L78 154ZM77 156V157H78ZM88 156V155H87ZM91 156V155H90ZM166 156V155H165ZM211 156V155H210ZM231 156V155H230ZM33 157V156H32ZM206 157V156H205ZM27 158V157H26ZM55 158H56V155H55ZM61 158V157H60ZM67 158L69 159V157L67 156ZM176 158V157H175ZM207 158V157H206ZM41 159V158H40ZM59 159V158H58ZM78 159V158H77ZM209 158H207V159H205L204 158V164L206 163L205 162V160H208ZM216 159V158H215ZM225 159H226V157H225ZM225 159H223V160H225ZM228 160L229 159H231L230 157H228L227 158ZM32 160V159H31ZM61 160V159H60ZM65 160V159H64ZM82 160H84L83 162H85V159H82ZM81 160V161H82ZM99 160V159H98ZM170 160H173V158L172 159H170ZM169 160V161H170ZM175 160V159H174ZM178 160V158L176 159V161ZM188 160V159H187ZM197 160V159H196ZM220 160H222V159H220ZM66 161H67V159H66ZM96 161V160H95ZM100 161V160H99ZM118 161V160H117ZM126 161V160H125ZM124 161V162H125ZM145 161V160H144ZM176 161H175V163L173 162L172 164H171V166H173L174 164H176ZM180 161V160H179ZM210 160H208L207 162H209ZM64 162V161H63ZM68 162V161H67ZM75 162V161H74ZM97 162V161H96ZM123 162V163H124ZM127 162V161H126ZM129 162H131L130 161V159H129ZM128 162V163H129ZM165 162H167V159L165 160ZM172 162V161H171ZM221 162V161H220ZM226 162H228V161H226ZM69 163V162H68ZM88 163H89V161H88ZM95 163V162H94ZM98 163V162H97ZM178 163V162H177ZM222 163V162H221ZM43 164V163H42ZM152 164H154V163H152ZM164 164V163H163ZM167 164V163H166ZM211 164V163H210ZM215 164V163H214ZM91 165V164H90ZM98 165V164H97ZM124 165V164H123ZM127 164H125V166H126ZM168 165H170V164H168ZM184 165H187V167H184ZM219 165V164H218ZM224 165V164H223ZM36 166V172H35V175H37V176H42L43 178H45V179H47L48 177H47V174H45V173H42L41 172V168L43 167L42 165H35ZM45 166V165H44ZM96 166V165H95ZM99 166V165H98ZM97 166V167H98ZM124 166V167H125ZM153 166V165H152ZM151 166V167H152ZM155 166V165H154ZM211 166V165H210ZM213 166V165H212ZM220 166V165H219ZM101 168H102V170L103 169H105L104 168V166L102 167V166H100ZM147 167V166H146ZM145 167V168H146ZM214 167H215V165H214ZM148 168V167H147ZM146 168V169H147ZM166 168V167H165ZM169 168V167H168ZM206 168H207V166H206ZM217 168H219L218 166L216 167V169ZM149 169V168H148ZM118 170V169H117ZM167 170V169H166ZM166 170H165V172H166ZM211 170H213V169H211ZM218 170V169H217ZM217 170H215L216 172H217ZM52 171L54 172V173H56V175L54 176V177H52L51 179H52V183H56L57 181H59V180H61V179H64V180H67L68 181V185H69V190L68 191H66V192H64V191H61V193H60V195L63 197V199L61 200V205H62V207L64 208V210H63V212H62V219L61 220H59V221H57V223L58 224H60L61 225V227L62 228H64L65 230H67V231H71L72 233H73V238H72V244L70 245V246H68V248H67V251L66 252H64L61 256H60V264H66V261H72L73 262V264H79V263H77L75 260H74V257L70 254V252L72 251V250H74V245H75V240H74V238L75 239H77V236L75 237V232H76V229L78 228V226H79V224L83 221V217H80V218H78L77 217V214H76V212L78 211V210H80L79 209V200H78V194H79V191H78V189H79V187H80V184L81 183H87V182H89V181H91L92 179H93V177H95L96 176V174L94 173V172H86V173H84V172H74L75 170H70V171H68V172H66L64 175H62V176H58V171H57V169H52ZM97 171H98V169H97ZM99 171H100V169H99ZM110 171V170H109ZM168 171H170V170H168ZM167 171V172H168ZM172 171V170H171ZM236 171V170H235ZM106 172H107V170H106ZM111 172L113 173V171H112V169H111ZM117 172V171H116ZM127 172V171H126ZM200 172V171H199ZM201 172H203V171H201ZM219 172V171H218ZM99 173V172H98ZM103 173V172H102ZM122 173H124V172H122ZM157 173V172H156ZM164 173V172H163ZM209 173V172H208ZM220 173V172H219ZM106 174H108V173H106ZM105 174V175H106ZM165 174V173H164ZM98 175V174H97ZM111 175H114V174H111ZM119 175V174H118ZM124 176H126L125 174H123ZM134 175V174H133ZM200 175V174H199ZM205 175V174H204ZM206 175H207V173H206ZM103 176V175H102ZM107 176V175H106ZM202 176V175H201ZM200 176V177H201ZM210 176V175H209ZM104 178H105V176H103ZM112 177V176H111ZM111 177H109V178H111ZM121 177V176H120ZM163 177V176H162ZM165 177H168V176H165ZM203 177V176H202ZM116 178V177H115ZM158 178V177H157ZM213 178V177H212ZM95 179V178H94ZM99 179V178H98ZM164 178H162V180H163ZM168 179H169V177H168ZM125 180V179H124ZM123 180V181H124ZM134 180V179H133ZM159 180V183H160V178L158 179ZM162 180H161V183H162ZM178 180V179H177ZM198 180H200L199 178H198ZM104 181V180H103ZM110 181V180H109ZM111 181H115L114 179H112ZM169 182H171L170 180H168ZM92 182V181H91ZM94 182V181H93ZM116 182V181H115ZM145 182H149V181H137L136 183L137 184H145ZM164 182L165 181H163V184H164ZM103 183V182H102ZM101 183V184H102ZM94 184H97L96 183V180H95V182H94ZM104 185H105V181H104V183H103ZM122 184V183H121ZM172 184V183H171ZM211 185V186H208V185ZM114 185H115V183H114ZM162 185V184H161ZM166 185H168L167 184V182H166ZM187 185V186H186ZM103 186V185H102ZM122 186V185H121ZM158 186V185H157ZM160 186V185H159ZM171 186V185H170ZM198 186V187H197ZM93 187H95V186H93ZM114 187V186H113ZM112 187V188H113ZM135 187H136V185H135ZM173 187V186H172ZM99 188V187H98ZM168 188V187H167ZM90 189V188H89ZM94 189V188H93ZM100 189V188H99ZM118 188H116V190H117ZM91 190V189H90ZM170 190V189H169ZM169 190H167V189H165V188H162V190H161V192H165V193H167V192H169ZM172 190V189H171ZM102 191V190H101ZM172 191H174V190H172ZM92 192V191H91ZM141 192V191H140ZM174 192H176V191H174ZM105 193H106V191H105ZM177 193V192H176ZM102 194V193H101ZM53 195H55V193H53ZM91 195H92V193H91ZM107 195V194H106ZM103 196V195H102ZM111 196V195H110ZM249 196H250V198H249V200L248 201H245L244 203H242V204H240V205H238L235 209H233L230 213H228V216H229V219H233V221H234V219H238L239 217H241L242 216V218L241 219H238V222L240 223V225H241V229H239V234L238 235H234V234H232L231 236L233 237V238H235V239H243V240H246V241H248V242H250L252 245H253V248H250V249H248V250H246V253H245V250L244 249H241V253H242V255H245L246 254V259L244 260V264H264V257H261V255H260V253H261V251L262 250H264V231H262L261 229H259V228H257L256 229V231L255 232H248L247 231V228L249 227V226H252V227H255V224L256 223H258L259 221L257 220V218H259L258 216H257V213L256 212H258V211H260V212H264V189H262V188H256V189H254V191L252 192V193H250L249 194ZM130 197V196H129ZM157 197V196H156ZM173 197H169L168 199H165V200H167V205L169 204V202H171V204H172V201H171V198H173ZM92 198V197H91ZM112 198H113V196H112ZM173 198V199H174ZM104 199V198H103ZM107 199V198H106ZM117 199V198H116ZM115 199V200H116ZM119 199V198H118ZM117 199V200H118ZM129 199V198H128ZM135 199V198H134ZM160 199H161V196H160ZM175 199H174V201H175ZM107 200H109V199H107ZM112 200V199H111ZM126 200V199H125ZM133 200V199H132ZM159 200V199H158ZM157 200V201H158ZM120 201H121V199H120ZM120 201L119 202H117V203H120ZM124 201V200H123ZM128 201V200H127ZM126 201V202H127ZM136 201H137V204H138V202H139V205H138V208H136L137 210H136V212L135 211H133V212H135L136 214L135 215H137V217H138V219L139 220H145V212L146 211H148L149 209L148 208H146V205H154L156 208H158L161 212H163L164 213V215L165 216H168V213L169 212H167L166 211V207H168L165 203H166V201H165V203H163V202H161V203H163V204H165V206H160V204L159 203H157L156 202V200H153V199H149L147 196H145L144 198H143V200L141 199V198H138V199H136ZM133 202V201H132ZM98 203H99V201H98ZM101 203V202H100ZM123 203V202H122ZM134 203V202H133ZM94 204H95V201H94ZM97 204V203H96ZM111 204V203H110ZM109 204V207L111 206ZM114 204V203H113ZM124 204V203H123ZM125 204H127V203H125ZM174 204V203H173ZM254 204H257L256 206H253ZM106 205V204H105ZM115 205H116V203H115ZM134 205V204H133ZM95 206V205H94ZM101 206V205H100ZM102 206H103V204H102ZM107 206V205H106ZM113 206V205H112ZM118 206H120V205H118ZM128 207V205L126 206V208ZM134 207V206H133ZM176 207V208H177ZM105 208V207H104ZM114 208H115V206H114ZM118 207H116V209H117ZM172 208H173V206H172ZM175 208V207H174ZM252 208H255V209H252ZM108 209H110V208H108ZM112 209H113V207H112ZM122 209V208H121ZM133 210H134V208H132ZM169 209V208H168ZM106 210V209H105ZM115 210V209H114ZM113 210V211H114ZM124 210H125V208H124ZM127 210V209H126ZM128 210H130V209H128ZM171 210V209H170ZM172 210H174V209H172ZM177 210H178V208H177ZM97 211V210H96ZM120 210H118V212H119ZM121 211H123V210H121ZM132 211V210H131ZM130 211V212H131ZM110 212V211H109ZM112 212V211H111ZM132 212V213H133ZM171 212V211H170ZM172 212H174V211H172ZM89 213V212H88ZM123 213V212H122ZM125 213V212H124ZM123 213V215H125ZM129 213V212H128ZM176 213H178V211L177 212H174V214H176ZM111 214V213H110ZM116 214V213H115ZM118 214V213H117ZM117 214H116V216H114V217H117ZM121 214V213H120ZM134 214V213H133ZM91 215V214H90ZM89 215V216H90ZM108 215V214H107ZM132 215V214H131ZM187 215L188 216H190L191 215V207H187ZM84 216V215H83ZM112 216V215H111ZM119 216H121V215H119ZM173 216V215H172ZM178 216V215H177ZM131 217V216H130ZM133 217V216H132ZM175 217V216H174ZM249 217H251V219H249ZM87 218H88V214H87ZM110 218V217H109ZM113 218V217H112ZM119 218H121V217H119ZM171 218V217H170ZM260 218H261V216H260ZM84 219H86V218H84ZM116 219V218H115ZM125 219H126V216H125ZM127 219H128V216H127ZM126 219V220H127ZM132 219V218H131ZM134 219V218H133ZM135 219H136V217H135ZM107 220V219H106ZM113 220V219H112ZM123 220H124V217H123ZM139 220H137L136 219V221L138 222ZM114 222H116V221H118V219L115 221V220H113ZM119 221H120V219H119ZM122 221V220H121ZM123 222V221H122ZM136 222V223H137ZM238 222H237V224H238ZM85 223V222H84ZM83 223V224H84ZM90 223V222H89ZM88 223V224H89ZM118 223H120V222H118ZM127 223V222H126ZM86 225H87V221H86V223H85ZM84 224V225H85ZM110 224V223H109ZM124 224V223H123ZM137 224H139V223H137ZM37 225L38 226H40L41 225V222L39 221V220H37ZM85 225V226H86ZM117 225V224H116ZM120 225V224H119ZM118 225V226H119ZM122 225V224H121ZM126 225V224H125ZM144 225V224H143ZM242 225H243V229H242ZM88 226V225H87ZM87 226H86V228H87ZM82 227H84V226H82ZM110 227V226H109ZM137 227V226H136ZM104 228V227H103ZM112 228H113V226H112ZM112 228H111V230H112ZM118 228V227H117ZM123 228V227H122ZM140 228V227H139ZM144 228H148V229H150L153 233H155L156 235H158V237H160V236H163L165 239L164 240H161L160 241V243H161V246H163V244L165 243V242H167L168 244H170V245H172V244H174L175 245V247H176V249H177V251H178V255L177 256H175V257H173V258H175V260L176 261H178L179 262V260L182 258L185 262H187L188 260H189V258H190V255H191V253H190V250H189V246L188 245H186V244H184L182 241H183V236H182V234H178L176 231H174L171 227H169L168 228V230L167 231H164L163 229H160L159 228V226H157V228H158V231H153V229L151 228V227H145V225H144ZM238 228H239V225H238ZM237 228V229H238ZM85 229V228H84ZM141 229V228H140ZM79 230H81V227H80V229ZM78 230V231H79ZM114 230V229H113ZM120 230V229H119ZM223 230V231H222ZM87 231V230H86ZM115 231V230H114ZM140 231V230H139ZM226 230L225 229H221V232H225ZM79 232H81V231H79ZM106 232H107V230H106ZM144 232V231H143ZM108 233H110L109 231H108ZM134 233V232H133ZM139 233V232H138ZM141 233V232H140ZM139 233V234H140ZM153 233H152V235H153ZM76 234H77V232H76ZM84 234V233H83ZM151 234V233H150ZM107 235V234H106ZM143 235V234H142ZM147 235V234H146ZM145 235V236H146ZM82 236V235H81ZM108 236V235H107ZM141 236V235H140ZM148 236V235H147ZM110 237V236H109ZM79 238V237H78ZM81 238H84V237H81ZM105 238V237H104ZM150 238V237H149ZM85 239V238H84ZM89 239H91V238H89ZM105 239H107V238H105ZM105 239H104V241H105ZM78 240V239H77ZM82 240V239H81ZM86 240V239H85ZM98 240V239H97ZM109 240V239H108ZM145 243H146V241L148 240V238H147V240L144 238V239H142ZM141 240V241H142ZM79 241V240H78ZM77 241V242H78ZM89 242H90V240H88ZM88 241H87V243H88ZM103 241V242H104ZM110 241V240H109ZM140 241V240H139ZM138 241V242H139ZM140 241V242H141ZM76 242V243H77ZM82 242L84 243V241L82 240ZM86 242V241H85ZM102 242V241H101ZM100 242V243H101ZM113 242V241H112ZM82 243V244H83ZM108 243V242H107ZM78 244H79V242H78ZM80 244H81V242H80ZM82 244H81V246H82ZM132 244H134V242L132 243ZM137 244H139V243H137ZM141 244V243H140ZM139 244V245H140ZM146 245V244H145ZM80 246V247H81ZM88 246H90V243H89V245ZM136 246H138V245H136ZM142 246V245H141ZM79 247V246H78ZM83 247V246H82ZM86 246H85V243H84V248H85ZM126 247H128V246H126ZM148 247H151L150 245L148 246ZM20 248H22L23 250H24V253L25 254H27L28 255V257H29V259L31 260V262H32V256L29 254V252L25 249V247H24V244L20 241V239H19V237H17L16 236V233L15 232H13V233H7V232H5V233H3L2 235H0V260H3V259H5V253H6V251H10V253H12L13 254V257L15 258V259H17V260H19L20 262H21V264H25V261H24V258H22V253H21V249ZM87 248V247H86ZM90 248V247H89ZM89 248H88V250H89ZM132 248V247H131ZM139 250H142V249H140V248H142V247H137ZM137 248H136V250H137ZM83 249V248H82ZM82 249H80V250H82ZM133 249V248H132ZM145 249V248H144ZM79 250V249H78ZM146 250V249H145ZM180 250L182 251V252H180ZM142 251H144V250H142ZM142 251H141V253H142ZM76 252V251H75ZM93 252H94V250H93ZM97 252H98V250H97ZM122 252V251H121ZM132 252V251H131ZM135 252V251H134ZM83 253V252H82ZM92 253V252H91ZM95 253V252H94ZM107 253V252H106ZM105 253V254H106ZM144 253V252H143ZM115 254V253H114ZM126 254H128V252L126 253ZM104 255V254H103ZM121 255V253L119 252V254H118V256H120ZM122 255H123V253H122ZM132 255H133V253H132ZM131 255V256H132ZM142 254H140V256H141ZM234 254L233 253H229V256L231 257L232 256V259H234L235 257L233 256ZM95 256H97V255H95ZM129 256H130V254H129ZM139 256V255H138ZM89 257H90V254H89ZM98 257V256H97ZM97 257H94V258H96L97 260H98V258ZM124 257V256H123ZM134 257V256H133ZM143 257V256H142ZM27 258V257H26ZM81 258H83V257H81ZM88 258V257H87ZM126 258H128L127 256H126ZM132 258V257H131ZM144 258V257H143ZM86 259V258H85ZM88 259H90V258H88ZM137 259H139V258H137ZM204 259L205 260H208V259H213L212 257H204ZM28 260V259H27ZM97 260H95V261H97ZM101 260V259H100ZM99 260V261H100ZM121 260H123V259H121ZM125 260V259H124ZM123 260V261H124ZM128 260H130V258L128 259ZM127 260V261H128ZM140 260V259H139ZM87 261V260H86ZM93 261V260H92ZM94 261V262H95ZM138 261V260H137ZM93 262V263H94ZM98 262V261H97ZM97 262H95L96 264H97ZM101 262V261H100ZM99 262V263H100ZM230 262H231V260H230ZM230 262H229V264H230ZM94 263V264H95ZM132 263V262H131ZM39 264H43V262L41 261V262H39ZM80 264H82V263H80ZM85 264H86V262H85ZM139 264V263H138Z\"/></svg>",
  "mask_w": 264,
  "mask_h": 264
}]
</instances>
